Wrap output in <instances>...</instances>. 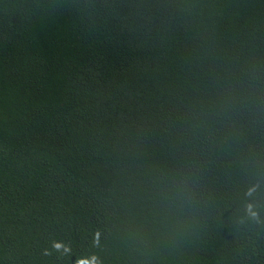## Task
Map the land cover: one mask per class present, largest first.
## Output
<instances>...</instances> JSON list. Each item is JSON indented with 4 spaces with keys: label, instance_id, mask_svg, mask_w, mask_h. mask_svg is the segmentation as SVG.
I'll return each mask as SVG.
<instances>
[{
    "label": "trees",
    "instance_id": "trees-1",
    "mask_svg": "<svg viewBox=\"0 0 264 264\" xmlns=\"http://www.w3.org/2000/svg\"><path fill=\"white\" fill-rule=\"evenodd\" d=\"M90 254L264 264V0H0V264Z\"/></svg>",
    "mask_w": 264,
    "mask_h": 264
},
{
    "label": "clouds",
    "instance_id": "clouds-1",
    "mask_svg": "<svg viewBox=\"0 0 264 264\" xmlns=\"http://www.w3.org/2000/svg\"><path fill=\"white\" fill-rule=\"evenodd\" d=\"M253 191L254 189H249L246 195L250 196ZM246 210L252 218H257L258 214L252 210L251 204L246 205ZM52 248L56 251L61 252L62 255H68L71 253V246L62 242H53ZM44 254L50 255L51 253L48 250H45ZM77 264H101V261L95 254H90L86 260H78Z\"/></svg>",
    "mask_w": 264,
    "mask_h": 264
}]
</instances>
